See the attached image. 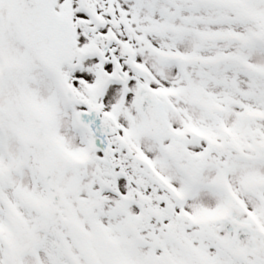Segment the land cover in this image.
Returning <instances> with one entry per match:
<instances>
[{
    "label": "snow or ice",
    "instance_id": "obj_1",
    "mask_svg": "<svg viewBox=\"0 0 264 264\" xmlns=\"http://www.w3.org/2000/svg\"><path fill=\"white\" fill-rule=\"evenodd\" d=\"M0 264H264V0H0Z\"/></svg>",
    "mask_w": 264,
    "mask_h": 264
}]
</instances>
